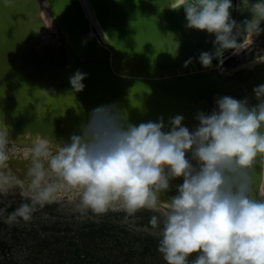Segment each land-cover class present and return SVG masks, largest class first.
<instances>
[{
    "label": "clouds",
    "instance_id": "obj_1",
    "mask_svg": "<svg viewBox=\"0 0 264 264\" xmlns=\"http://www.w3.org/2000/svg\"><path fill=\"white\" fill-rule=\"evenodd\" d=\"M180 6L187 28L215 37V52L199 55L204 67L226 50L240 54L264 33V0L251 5L252 18L243 25L231 17L232 0H180L174 8ZM86 75L76 70L70 76L74 92L84 89ZM253 92L254 105L218 97L210 113L197 114L193 129L179 114L166 128L163 117L134 124L116 104L101 105L70 142L38 133L23 150L0 118V195L18 187L25 197L5 223L28 222L37 210L61 202L74 201L81 215L119 209L125 218L163 208L150 225L159 230L157 250L166 264H264V192L254 175L258 165L264 180V84ZM12 160L26 162L25 168L13 170ZM179 177L177 193L161 200Z\"/></svg>",
    "mask_w": 264,
    "mask_h": 264
},
{
    "label": "water",
    "instance_id": "obj_2",
    "mask_svg": "<svg viewBox=\"0 0 264 264\" xmlns=\"http://www.w3.org/2000/svg\"><path fill=\"white\" fill-rule=\"evenodd\" d=\"M83 1L105 41L91 29L81 0H0V118L10 138L39 133L70 142L101 105L116 104L134 124L163 117L166 128L179 114L193 129L197 114L209 113L217 96L258 103L253 88L264 84V63L222 74L216 67L229 49L202 66L199 55L215 52V37L187 28L177 0ZM255 2L232 0V19L243 25ZM48 35L56 42L41 52ZM76 70L87 74L79 92L69 81ZM254 175L260 190L258 165Z\"/></svg>",
    "mask_w": 264,
    "mask_h": 264
},
{
    "label": "rangeland",
    "instance_id": "obj_3",
    "mask_svg": "<svg viewBox=\"0 0 264 264\" xmlns=\"http://www.w3.org/2000/svg\"><path fill=\"white\" fill-rule=\"evenodd\" d=\"M263 53L264 33H261L245 51L226 61L221 70L237 67ZM22 202L25 197L18 187L7 195H0V209L16 208ZM162 213L163 208L141 209L125 218L122 210L115 209L99 216L91 212L81 215L75 210L74 201L52 203L37 210L28 222L19 220L8 224L4 215L0 216V243L11 247L5 253L15 264H166L157 250L159 230L150 225L151 216L162 218ZM106 224L107 234L95 237L97 246L93 247L92 239L85 236L98 225ZM116 239L122 241L121 249L116 246ZM82 247L90 254V263L80 262L84 252L79 261L76 257L75 249ZM129 250L132 255L127 254ZM194 257L195 254L189 259ZM6 262L0 249V264Z\"/></svg>",
    "mask_w": 264,
    "mask_h": 264
},
{
    "label": "bare ground",
    "instance_id": "obj_4",
    "mask_svg": "<svg viewBox=\"0 0 264 264\" xmlns=\"http://www.w3.org/2000/svg\"><path fill=\"white\" fill-rule=\"evenodd\" d=\"M82 2V5H83V8H84V11H85V14L87 16V18H89V22H90V27L91 29L93 30V32L99 34L101 36V38L105 41L104 39V36L102 34V32L100 31L99 27L97 26V23L95 21V19L93 18V15H92V12L90 11L86 1H83L81 0ZM177 2H180V0H177ZM41 16H42V19L44 20V22L47 24L48 26V29L50 30V32L52 33H55V30L53 28V25L50 21V19L48 18L47 14H45L44 12H41ZM256 37L248 40L245 44H244V50L246 49V47L248 45H251L252 43H254ZM55 39L54 38H51L50 35H48L44 41H43V47L42 45H39L40 47V51L43 52V49H45V46L48 45L49 43H53L55 44ZM242 51V52H243ZM241 52V53H242ZM235 55L232 54V51L231 53L226 56L223 60H221L219 62V64L217 65V69L222 73V74H231L233 71L237 70V69H240V68H248V69H252L255 65L257 64H261V63H264V53L261 55V56H258V57H254L252 59H250L249 61L245 62V63H242L241 65H238L237 67H234V68H231V69H228V70H221L223 64L228 61L230 58L234 57ZM224 86H226V83H224ZM230 96H233V97H236L238 99H241L237 96H234V95H230ZM219 96L213 98L212 100V105H211V108H210V112L215 108V101L216 99L218 98ZM209 112V113H210ZM35 137H30L28 134H26L25 136H23L22 138H16L15 139H12L10 138L12 141H17L16 145L18 147V150H23L24 147L26 145H28L29 143H31V141L34 139ZM25 163L26 162H23V161H20V160H12L10 161V166L13 168V170H18V169H24L25 168ZM23 173H21L22 175ZM183 182V178L182 177H179V178H176L174 180H171L170 181V187L169 189L166 191V192H163L162 195L160 196V199L161 200H167L169 199L171 196L175 195L177 193V185L181 184ZM261 192H264V180H261V186H260V190Z\"/></svg>",
    "mask_w": 264,
    "mask_h": 264
},
{
    "label": "trees",
    "instance_id": "obj_5",
    "mask_svg": "<svg viewBox=\"0 0 264 264\" xmlns=\"http://www.w3.org/2000/svg\"><path fill=\"white\" fill-rule=\"evenodd\" d=\"M15 209V207L14 206H11V207H9L8 209H5L6 211L3 213V215L4 216H6L8 213H10V212H12L13 210ZM95 229V228H94ZM107 229H109L108 227H107V224L106 225H98L97 227H96V229H95V231H92L91 232V234H87L85 237H89V238H91L92 239V241H90L91 242V245L93 246V247H96L97 246V242H96V240H95V237H100L101 235H104V234H107V232H105ZM94 233H97L96 235L94 234ZM117 240V239H116ZM116 244V246L117 245H119V249H121L122 247H123V243H122V241H120V240H117V242L115 243ZM85 247H82V248H76L75 250V253H76V257L78 258V261H79V259H81L80 258V256H81V253L82 252H84L85 253V249H84ZM0 249H1V251H2V253H3V255L5 256V260L7 261L6 262V264H15L11 259H9L8 257V255L9 254H7V256H6V251H7V253H9L10 252V250H11V247L10 246H7V244L6 243H0ZM127 254H130V255H132V252H131V250H129V252L127 253ZM88 255V256H87ZM128 256V255H127ZM84 257H86V258H84ZM83 258H82V260H80V262H84V263H90V254L89 253H85V256H84ZM101 262V261H100ZM94 263H98V262H96V260L94 261ZM17 264V263H16Z\"/></svg>",
    "mask_w": 264,
    "mask_h": 264
}]
</instances>
